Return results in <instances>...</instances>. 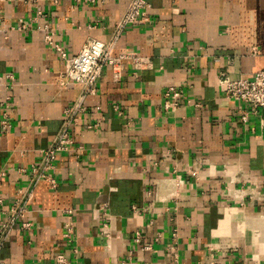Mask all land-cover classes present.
I'll return each mask as SVG.
<instances>
[{
    "label": "crops",
    "instance_id": "crops-1",
    "mask_svg": "<svg viewBox=\"0 0 264 264\" xmlns=\"http://www.w3.org/2000/svg\"><path fill=\"white\" fill-rule=\"evenodd\" d=\"M146 1L84 97L52 188L29 170L81 93L60 83L53 45L71 56L108 41L127 0H0V224L26 191L0 264H264V128L241 123L218 84L264 69V0Z\"/></svg>",
    "mask_w": 264,
    "mask_h": 264
},
{
    "label": "built area",
    "instance_id": "built-area-1",
    "mask_svg": "<svg viewBox=\"0 0 264 264\" xmlns=\"http://www.w3.org/2000/svg\"><path fill=\"white\" fill-rule=\"evenodd\" d=\"M148 3L146 0H127V5L120 19L115 23L111 38L106 41L90 39L82 45V49L75 55H67L57 45H53L59 57L64 63V70L60 74V83L77 84L81 86V93L75 103L67 107L63 112V124L58 133L51 139L48 146L39 152L40 161L30 167L29 174L32 182L46 180L53 188L56 185L51 175L56 157L59 153L67 151L73 144L71 125L76 114L83 110V99L85 96L95 93L96 80L101 75L103 69L109 65H114L117 61L112 57L114 43L129 25H137L147 20ZM37 17H42L41 12H37ZM19 28L23 29V26ZM44 40L51 43V35L47 32ZM137 69L145 67L148 63L141 58L133 60ZM218 84L222 90L224 98L229 101L240 103L245 109H239L237 115L241 123L246 124L251 116H257L259 125L264 128V69L255 72L250 77H238L229 79L224 73L220 74ZM164 109L173 110L179 103V92L173 87L168 88L163 94ZM198 106V104H195ZM7 123L2 122V130L7 128ZM89 128L91 126H88ZM26 191L18 190L16 199L8 211V219L0 224L1 233L13 227L18 219L24 218ZM28 227V224H24ZM70 229H66L65 237L69 238ZM174 236V234H173ZM144 249H151L148 245ZM58 263L63 264L61 255L56 257Z\"/></svg>",
    "mask_w": 264,
    "mask_h": 264
}]
</instances>
